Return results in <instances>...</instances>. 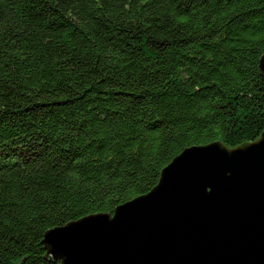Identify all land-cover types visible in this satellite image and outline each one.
I'll use <instances>...</instances> for the list:
<instances>
[{"label":"trees","instance_id":"obj_1","mask_svg":"<svg viewBox=\"0 0 264 264\" xmlns=\"http://www.w3.org/2000/svg\"><path fill=\"white\" fill-rule=\"evenodd\" d=\"M264 0H0V264L149 192L184 148L264 130Z\"/></svg>","mask_w":264,"mask_h":264},{"label":"water","instance_id":"obj_2","mask_svg":"<svg viewBox=\"0 0 264 264\" xmlns=\"http://www.w3.org/2000/svg\"><path fill=\"white\" fill-rule=\"evenodd\" d=\"M42 243L61 264H264V130L184 148L149 192L48 229Z\"/></svg>","mask_w":264,"mask_h":264}]
</instances>
